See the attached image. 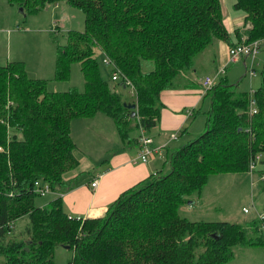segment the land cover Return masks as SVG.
Returning <instances> with one entry per match:
<instances>
[{
    "label": "trees",
    "instance_id": "1",
    "mask_svg": "<svg viewBox=\"0 0 264 264\" xmlns=\"http://www.w3.org/2000/svg\"><path fill=\"white\" fill-rule=\"evenodd\" d=\"M6 1L23 14L65 2L83 12L84 25L81 32H67L64 44L57 42L55 29L51 32L52 79L67 81L70 64L78 62L82 91H48L44 79L27 77L22 62L0 65L2 264H54L59 245L72 251L68 264H225L236 245H264V219L248 221L247 232L237 223L189 220L178 211L193 203L192 194L199 197L209 175L254 172L264 180V74L251 95L254 113L248 112L249 93L218 75L204 92L209 106L203 132L170 152L166 171L120 192L103 216H68L60 197L77 179L64 180L78 164L70 137L73 119L102 113L126 143L137 140L128 137L131 129L148 135L159 119L160 92L183 80L191 84L192 60L213 40L227 43V49L258 40L264 51V0H234L243 19L233 44L220 0ZM95 48L109 79L101 77ZM146 62L151 68L144 69ZM245 71L254 75L253 69L252 75ZM125 88L135 103L133 117L117 91ZM35 183L54 193L43 204ZM20 218L27 224L16 233Z\"/></svg>",
    "mask_w": 264,
    "mask_h": 264
},
{
    "label": "crops",
    "instance_id": "2",
    "mask_svg": "<svg viewBox=\"0 0 264 264\" xmlns=\"http://www.w3.org/2000/svg\"><path fill=\"white\" fill-rule=\"evenodd\" d=\"M221 16L223 26L230 35L231 41L236 43L237 38L234 29L240 28L242 30L243 13H235V15L227 13L223 15L221 12ZM40 32H42L40 28H24L15 31L8 26L1 27L0 38L6 35V39L9 41L11 34L16 33L17 35L11 39L14 42L12 49L11 45L8 48L6 47V54L4 57H1L0 65L9 61H20L24 65L27 77L44 79L48 91H64L71 87V85H67L63 89L62 83L64 81H54L52 79L55 55L54 43L46 37L33 36V34ZM231 43L233 44V42ZM215 45L218 54L214 53V62L219 65L218 67L216 65L214 71L220 67V64L226 62L227 47L229 46L227 43L219 40L215 41ZM255 55L256 52L252 58L241 57L229 63L235 64L241 61L245 70L247 67L245 60L248 59L249 65L251 64L252 66ZM254 77H256L255 72L251 77L248 76V86H250L249 90L251 92L260 83L259 78L256 86L251 85V80ZM68 79H70V73ZM200 80L201 77L194 80V74L192 73L188 77V81L191 84L184 85L185 80H183L180 86L165 89L160 92L159 99L162 107L160 109L159 119L148 133V136L152 140V145L157 149L151 153L145 162H131L139 148L138 137L140 135V129H136L138 132L136 135L137 140H129L126 143L119 139L115 126H110L104 118L98 116V113L88 119H92L94 123L96 121L103 122L107 126H90L89 124L83 126L85 123L81 122L80 118L73 119L70 123V137L74 144L73 155L77 159L78 164L76 168L65 175L64 180L77 179L74 187L60 194L62 209L65 214L82 218L100 217L120 192L144 180L151 174L164 172V165L167 163L170 152L185 143V140L189 138L192 131L196 132L199 129V126L195 128L193 126L191 127L188 124L189 121L187 123V119L190 117L193 118L197 112L196 109L204 105L203 98L206 95L201 90ZM189 109L191 110V114L187 115L186 111ZM89 133L98 134L101 138L104 137V134L107 135L108 133L111 135V140H107V147L105 149L94 150L89 147L85 140V137ZM172 133H175L174 138L170 137ZM76 148L80 152L77 156L75 155ZM83 148H87L88 153L82 151ZM93 179H96V185L91 188L89 183ZM44 202V200L41 201V204Z\"/></svg>",
    "mask_w": 264,
    "mask_h": 264
},
{
    "label": "rangeland",
    "instance_id": "3",
    "mask_svg": "<svg viewBox=\"0 0 264 264\" xmlns=\"http://www.w3.org/2000/svg\"><path fill=\"white\" fill-rule=\"evenodd\" d=\"M234 0H220V8L223 15L230 13H242L240 10L233 8ZM84 14L83 12L73 6L66 4L65 2H56L47 5L44 9L37 11L36 13L23 14L13 4L7 3L6 0H0V28L11 27L17 31L20 29H36L40 28L42 32L33 34V36H43L51 41L50 32L55 29L57 35V42L64 44L66 40V33L69 31L81 32L83 31ZM4 35V33H2ZM19 34V33H18ZM16 33L11 34L9 41L6 39V35L0 38V63L1 57L6 54V47L11 45V49L14 46L13 36ZM1 37V36H0ZM234 42V41H232ZM214 53H217L215 40H213L203 51L195 55L192 60L193 68H195L194 80L204 76L213 77L215 74L214 69L217 65ZM95 56L98 61L101 77L109 79L107 73L104 72V66L101 63L102 54L95 48ZM216 63V64H215ZM247 69L249 68V60H245ZM144 69L148 66L151 68L150 62H146ZM224 64V63H223ZM222 66V64H220ZM256 77L251 80V85H257L259 78L264 74V51L263 48H258L252 64ZM218 69V68H217ZM70 79L64 81L63 89L67 85L75 87L79 91L83 90V79L79 71L78 62H72L70 64ZM214 71V72H213ZM207 74V75H205ZM220 77H225L226 81L235 84L237 91L249 90V80L247 72L239 61L238 63L226 64L223 74ZM217 79H214V83ZM201 81V80H200ZM255 83V84H254ZM257 87V86H256ZM122 95L123 100L128 103L133 101V97L130 96L129 89H117ZM204 105L201 108L196 109L195 116L187 119L189 125L193 128L199 126L196 132H191L186 142L195 139L204 130L206 111L209 106V98L205 96L203 98ZM190 110V109H189ZM100 118H104L110 124L114 126L112 120L102 113H98ZM90 118V117H88ZM80 118L81 122L85 124L83 126H107L103 122H93L92 119ZM138 134L136 129L129 130V138H134ZM113 137V135H112ZM88 145L92 149H105L107 147V140H111V135L107 133L101 138L98 134L89 133L85 137ZM78 142V141H77ZM185 142V143H186ZM183 143V144H185ZM181 144L180 146H182ZM179 146V147H180ZM82 151L88 153L87 148H83ZM80 152L75 149V155L77 156ZM101 165V164H99ZM98 165V166H99ZM168 164L164 165L165 171L168 169ZM97 166V167H98ZM167 168V169H166ZM50 194L37 198V201L41 199H48ZM193 200L191 205L183 204L179 207L178 211L180 216H183L189 220H203V221H228L241 225L245 231L249 232L248 221L252 218H256V213L264 211V180H261L259 174L252 172L247 173H219L209 175L207 181L201 188L199 197L194 194L189 198ZM242 208H246L247 212H243ZM103 216V215H102ZM101 217V216H100ZM27 220L20 218L15 223L16 233L20 232L25 225ZM260 225V224H259ZM251 235V234H250ZM262 238L264 239V232H261ZM248 236V235H247ZM252 236V235H251ZM233 257L225 264H264V245L263 246H244L236 245L232 248ZM72 257V251L64 246H55L53 250V263L54 264H68ZM0 264H2V258H0Z\"/></svg>",
    "mask_w": 264,
    "mask_h": 264
},
{
    "label": "built area",
    "instance_id": "4",
    "mask_svg": "<svg viewBox=\"0 0 264 264\" xmlns=\"http://www.w3.org/2000/svg\"><path fill=\"white\" fill-rule=\"evenodd\" d=\"M258 45H259V41L254 40V41L247 43V44L240 43V44H235V45L230 46L227 49L226 62L224 64H222V66H220L217 69V71L215 72L213 77L211 78L209 76H204L201 79L200 83H201V87H202V92H205L207 89H209L214 84V79L217 78L218 75L223 72L226 63L236 61L237 59H239L241 57L252 58L253 55L255 54V52L258 50ZM102 62L104 64H107L108 60L104 59ZM247 70H249L248 73L250 75L253 74L251 64L249 65V68ZM116 77H117V74L112 73L111 79H116ZM251 95H252V92L249 93L248 112L254 113L256 111V108H255L254 99L252 98ZM186 114L190 115L191 110H187ZM170 137L174 138L175 133L170 134ZM138 138H139L138 139L139 140V148L137 150L135 157L132 158V160H131L132 163L147 161V158L151 155V153L156 151V149H157L156 147H154L152 145V140H151L150 136L146 135L142 130H140V135ZM251 167H253V164H250V168ZM95 185H96V179L91 180L89 183V186L91 188H93V187H95ZM34 191L39 196L42 197V196L46 195L47 193H49V188H48L47 184L39 185V184L35 183ZM242 211L247 212V209L242 208ZM256 217L260 220H263L264 219V211L261 213H256ZM261 226H262L263 231H264V225L262 223H261Z\"/></svg>",
    "mask_w": 264,
    "mask_h": 264
},
{
    "label": "water",
    "instance_id": "5",
    "mask_svg": "<svg viewBox=\"0 0 264 264\" xmlns=\"http://www.w3.org/2000/svg\"><path fill=\"white\" fill-rule=\"evenodd\" d=\"M20 9V8H19ZM122 105L125 106L127 109L130 110V117H133L135 115V111H134V108H135V103H126V102H122ZM65 248H68L67 245L64 246Z\"/></svg>",
    "mask_w": 264,
    "mask_h": 264
}]
</instances>
